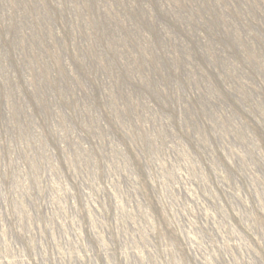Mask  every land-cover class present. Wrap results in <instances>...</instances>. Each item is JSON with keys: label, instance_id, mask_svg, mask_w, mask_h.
I'll return each instance as SVG.
<instances>
[{"label": "rangeland", "instance_id": "374dc122", "mask_svg": "<svg viewBox=\"0 0 264 264\" xmlns=\"http://www.w3.org/2000/svg\"><path fill=\"white\" fill-rule=\"evenodd\" d=\"M0 264H264V0H0Z\"/></svg>", "mask_w": 264, "mask_h": 264}]
</instances>
